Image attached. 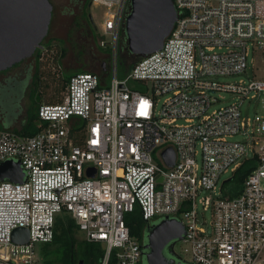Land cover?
Listing matches in <instances>:
<instances>
[{"label": "built area", "instance_id": "built-area-1", "mask_svg": "<svg viewBox=\"0 0 264 264\" xmlns=\"http://www.w3.org/2000/svg\"><path fill=\"white\" fill-rule=\"evenodd\" d=\"M91 1L105 7L97 42L109 47L107 81L76 71L61 100L39 104L38 131L0 127V163L18 160L23 171L21 181L0 179V264H35L37 242L52 239L63 210L100 244L97 264H141L125 222L134 209L145 221L183 223L186 264H264V114L243 115L236 101L209 109L217 90L264 108V0H173L177 17L161 47L124 77L117 50L130 0ZM250 52L248 81L212 78L245 69ZM236 133L244 138H229ZM248 158L255 166L230 195L223 183ZM16 226L28 228L26 242L12 239Z\"/></svg>", "mask_w": 264, "mask_h": 264}, {"label": "rangeland", "instance_id": "rangeland-1", "mask_svg": "<svg viewBox=\"0 0 264 264\" xmlns=\"http://www.w3.org/2000/svg\"><path fill=\"white\" fill-rule=\"evenodd\" d=\"M53 4V14L50 23L49 30L43 38L44 47L40 49L39 55L35 57V62L38 64L37 69L41 75V80L43 82L41 92H36L35 96L39 102H45L51 99H58L62 96L64 88L61 86L63 82L61 67L66 66L68 68L78 70L82 66H88L95 70L93 64L96 65L104 62V67H107V71L103 76V80L109 78V64L110 56L108 55L109 47L100 46L99 50L96 43L93 41L92 36L94 34L96 40L101 34V23L103 20V11L105 7L99 3H92L88 6V11L84 10L83 0H50ZM89 14L92 19V27L94 33L91 32L87 26V21L89 20ZM91 26V25H90ZM123 37L120 33L118 45L122 42ZM252 52L247 55V63L245 69L239 72H233L229 74H215L212 76L213 79L219 81L234 82L240 79L248 81L249 78L254 76V67L252 64ZM33 58L31 56L26 57V59L16 66L12 67L9 71L11 73H21L24 72L32 66ZM90 65V66H89ZM34 68V66L30 67ZM31 69V70H32ZM30 70V71H31ZM97 71V69L95 70ZM4 73L0 74V80L3 79ZM5 76V75H4ZM129 83L138 89L141 88L142 83L138 80H130ZM25 86V83H24ZM25 88V87H24ZM24 88H22L24 90ZM32 90L30 88L28 91ZM165 94L158 95L157 108L160 107ZM216 100L212 102L209 109L218 107L220 105L228 104L232 101L239 103V108L241 114L254 115V113L264 114V108L261 106V101H257L254 98H240L231 91L227 90H217L213 93ZM20 102V104H19ZM1 112H2V123L4 126H8L7 117H11L10 114L18 112L16 122L14 126H20L21 120L24 117L25 109L29 106L28 95H23L21 100L19 98L9 97L8 95L0 97ZM230 139H243L244 135L241 133H236L229 137ZM230 175L229 172L222 173L220 181L227 178ZM233 183L228 182L225 184L226 187H230ZM208 191L202 189L200 194H205ZM197 217L200 220L205 219L208 221L210 219V210L203 209L200 203L196 205ZM162 217H154L151 219L153 222H157ZM147 230V229H146ZM146 230L140 234H132V236L140 242L141 235L143 240H146ZM142 231V230H141ZM76 236L79 238L83 237L81 230L77 229ZM173 249L170 250L168 247H164V254L168 256H180L183 261H191L190 255L183 250L184 242L181 239L172 240ZM42 242H37V261L35 264H41V257L39 253V247ZM141 264H146L145 256L141 258Z\"/></svg>", "mask_w": 264, "mask_h": 264}, {"label": "water", "instance_id": "water-1", "mask_svg": "<svg viewBox=\"0 0 264 264\" xmlns=\"http://www.w3.org/2000/svg\"><path fill=\"white\" fill-rule=\"evenodd\" d=\"M52 6L50 0H0V71L31 56L41 46L48 32ZM176 17L173 0H130L123 27L127 49L139 56L157 50ZM164 157L172 163L174 155L170 147L164 151ZM22 176L18 160L0 163V179L21 181ZM183 230V223L174 217L165 216L153 223L144 244L146 264H186L176 256L167 257L163 251L168 242L182 236ZM11 236L16 242H26L29 230L26 226H16ZM83 263L79 259L78 264Z\"/></svg>", "mask_w": 264, "mask_h": 264}, {"label": "trees", "instance_id": "trees-1", "mask_svg": "<svg viewBox=\"0 0 264 264\" xmlns=\"http://www.w3.org/2000/svg\"><path fill=\"white\" fill-rule=\"evenodd\" d=\"M91 0H84L83 7L84 10L88 11V6L90 5ZM92 29V34L94 33V29ZM122 37L124 40L119 43L118 45V52H117V75L119 77H124L127 72L130 70L131 66L134 62L140 57L139 55L132 54L126 45V37L124 31H122ZM93 41L96 43L98 50L100 51L99 44L93 34L92 36ZM40 52V50H39ZM39 52L36 56L39 55ZM101 52V51H100ZM102 53V52H101ZM104 62L102 61L101 64L96 65L93 64L95 70L99 72L101 79L103 80V76L107 71V67H104ZM38 65V64H37ZM90 66V65H89ZM85 70H92V68L88 66H82L76 71H85ZM73 70L61 69L62 72V87L65 88L66 82L69 76L76 72ZM37 79L41 81V75L37 69ZM12 77L8 78L5 83L0 80V97L8 95L9 97L19 98V100L23 97V95H28L29 99V106L25 109V114L23 119L21 120L20 126H14V123L17 119V114L20 112H14L10 114L11 117H7L8 126H4L2 123V112L0 110V127L4 128H12L22 133L26 134H33L39 130L40 124L39 119L37 117V110L38 106L41 102L37 100L35 93L41 92L39 88H42V84H37L32 88V90L28 91L25 86L21 87L20 91L16 94H11V91L14 90L12 87L13 80ZM107 81V79L105 80ZM25 87V88H24ZM24 88V90L22 89ZM62 97V96H61ZM61 97L58 99H51L45 102H55L61 100ZM20 104V103H19ZM1 108V104H0ZM255 166V158H248L245 159L241 165L234 171L232 177L223 183L225 186L226 183L232 182L233 184L230 187H226L227 191L230 195H234L239 192L241 188V184L251 170V168ZM226 193V190H225ZM125 222L128 224L130 233L131 234H140L142 233V227L145 224V220L141 217V214L137 209L133 211L127 212L125 214ZM77 225L71 215L63 210L62 212L58 213L54 220L53 226V237L50 241H45L40 244L39 253L41 257V264H78L79 259H83V264H97L98 259L101 256L103 249L101 248L98 242L87 241L84 237H77ZM142 239V235H141ZM141 241V240H140Z\"/></svg>", "mask_w": 264, "mask_h": 264}, {"label": "flooded vegetation", "instance_id": "flooded-vegetation-1", "mask_svg": "<svg viewBox=\"0 0 264 264\" xmlns=\"http://www.w3.org/2000/svg\"><path fill=\"white\" fill-rule=\"evenodd\" d=\"M83 2H84V0H83ZM83 2H82V4H83ZM53 5V4H52ZM52 14H53V6H52ZM52 14H51V19H52ZM51 19H50V23H51ZM50 23H49V27H50ZM90 25L92 26V19H91V17H90V14H89V20L87 21V26H88V28H89V30H90V32H91V35H92V29L90 28ZM48 30H49V28H48ZM45 45H44V43H43V39H42V41H41V46L40 47H37L36 49H35V51H34V53L31 55V57L33 58V61H32V66H34V68L32 69V68H30V67H32L31 65L29 66V68L27 69V70H25L24 72H22V74L21 73H11L9 70L12 68V67H14V66H16L17 64H19L20 62H22V61H24L26 58H24V59H22L21 61H19V62H16L15 64H13L12 66H10V67H8V68H6V69H4V70H1L0 71V74H3L4 73V75H3V79H1L2 81H3V83H5L6 82V80L8 79V78H10V77H12L11 79L13 80V82H12V84H13V88H14V90L13 91H11V94H16V93H18V91H20V89H21V87H23L24 86V83H25V87L27 88V90L29 89V88H33L36 84H37V82L39 83V84H42L41 83V81H38V79L36 78L37 77V67H35V66H37V64H36V62L34 61L35 60V57H36V54L39 52V50L41 49V48H43ZM32 69V70H31ZM61 69L63 70V69H67V70H73V69H71V68H68V67H64V66H62L61 67ZM31 70V71H30ZM26 95V94H25ZM21 100V99H20ZM20 103V102H19ZM153 223H155V222H153V221H151V220H148V221H145V224H144V226L142 227V234H143V232H145V230H146V232H148V230L150 229V226L153 224ZM147 234V233H146ZM145 242H146V240L144 241L143 240V237H142V239H141V241H140V262H141V258L144 256V253H145V251H146V248L144 247V244H145ZM165 247H168L170 250H172L173 249V242L172 241H170V242H168L167 244H166V246ZM167 257H175L174 255H171V256H168L167 254H165ZM178 259H180L181 260V257L180 256H176Z\"/></svg>", "mask_w": 264, "mask_h": 264}]
</instances>
